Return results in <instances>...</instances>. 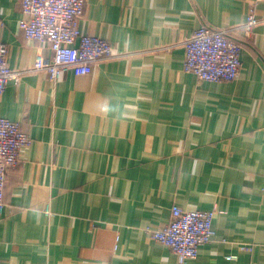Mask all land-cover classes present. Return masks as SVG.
Masks as SVG:
<instances>
[{
  "label": "crops",
  "instance_id": "obj_1",
  "mask_svg": "<svg viewBox=\"0 0 264 264\" xmlns=\"http://www.w3.org/2000/svg\"><path fill=\"white\" fill-rule=\"evenodd\" d=\"M85 0L79 29L115 56L56 82L29 71L47 42L18 26L21 0H0L12 71L0 117L31 138L7 171L0 205L5 264H180L149 231L170 209L212 210L213 239L185 264H264V0ZM202 25L239 42L230 82L182 70ZM235 258L226 260L225 256Z\"/></svg>",
  "mask_w": 264,
  "mask_h": 264
},
{
  "label": "built area",
  "instance_id": "obj_2",
  "mask_svg": "<svg viewBox=\"0 0 264 264\" xmlns=\"http://www.w3.org/2000/svg\"><path fill=\"white\" fill-rule=\"evenodd\" d=\"M260 1H252L241 26L246 39L252 37L259 23L254 5ZM84 5L85 0H21L19 28L27 39L47 42L52 53L47 62L41 54H36L29 71L44 72L49 81L56 82L66 70L77 76L86 75L96 62L115 56L114 47L108 40L80 31ZM183 47L182 70L199 81L230 82L237 78L241 46L228 31L202 25L184 41ZM7 51V46L1 43L0 94L10 80H18L19 75L27 71H12L7 62ZM30 144V136L20 129L18 122L0 117V205L7 171L18 164L20 150ZM214 216L212 210H184L174 205L168 224L162 229L150 230L149 234L153 241L176 254L180 264H185L196 259L199 248L213 239ZM234 258V255L225 256L226 260Z\"/></svg>",
  "mask_w": 264,
  "mask_h": 264
}]
</instances>
